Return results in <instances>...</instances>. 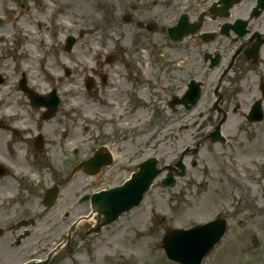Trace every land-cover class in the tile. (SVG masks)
I'll use <instances>...</instances> for the list:
<instances>
[{
    "label": "flooded vegetation",
    "instance_id": "obj_1",
    "mask_svg": "<svg viewBox=\"0 0 264 264\" xmlns=\"http://www.w3.org/2000/svg\"><path fill=\"white\" fill-rule=\"evenodd\" d=\"M111 4L132 30L126 36L135 54L126 61L146 49L153 72L129 61L126 68L136 71L121 73L125 82L104 97L102 105L115 109L120 103L116 127H146L106 136L104 129L111 125H98L106 141L127 134L124 140L136 143L124 151L97 143L89 154L87 128L80 126L83 140L73 142L76 133L63 128L61 121L54 122L62 103L53 115L52 110L34 107L0 65L4 81L0 88L8 89H0V264L98 262L93 243L99 235H88L98 218L87 219L92 197L119 186L151 158L157 159L159 169L172 170L157 179L162 187L169 175L178 182L188 176V169H197L196 157L206 147L217 171L229 165L236 174L245 172L232 144L241 143L252 129L260 134L264 127V0H111ZM95 75L102 80L97 70ZM109 79L106 76L103 86ZM128 85L131 89H125ZM145 94L149 98L142 101ZM124 98L127 105L122 106ZM140 106L151 110L150 125L122 124L136 116ZM188 131L195 145L187 146L178 159L168 157L172 160L167 163L166 141L178 140ZM250 143L242 142L244 149ZM94 156L96 165L87 168ZM180 162L185 167L177 169Z\"/></svg>",
    "mask_w": 264,
    "mask_h": 264
},
{
    "label": "rangeland",
    "instance_id": "obj_2",
    "mask_svg": "<svg viewBox=\"0 0 264 264\" xmlns=\"http://www.w3.org/2000/svg\"><path fill=\"white\" fill-rule=\"evenodd\" d=\"M53 2H59L62 8L54 7ZM114 6L111 0H0V16L8 18L0 23V49L6 50V56L0 60V65L10 72L11 65L14 64L11 59L18 61L15 63L19 65L16 54L18 51L26 53L27 44L45 59L48 56L49 73L57 74L58 78L54 80L47 76L45 68L42 69V61L38 59L36 63L30 64L34 67H31V75L35 77L33 84L37 85L40 94L56 88L62 104L54 122L61 121L63 128L69 127L72 134L76 133L73 142H82L80 126H85L87 150H91L97 143H110L124 151L128 144L131 146L136 143L131 139L125 141L127 134L106 141L101 136V130L96 128L98 125L88 124L81 116H92L96 121L102 116H120V103H117L115 109L106 108L102 105V100L115 94L113 91L125 82L121 73L136 71L132 66L130 71L126 68L129 61L135 62L132 65L140 69L153 72L147 60L146 49L126 61V57L131 56L132 52L135 54V49L126 36L132 30L124 24L120 11ZM41 17L45 21L39 25ZM32 24L37 32L48 29V45L39 44L41 36L36 44L30 38L28 40L20 36L17 47H12L8 41L3 42L8 34L15 39V31L21 28L30 34ZM70 36L76 38V43L72 52L67 53L66 39ZM36 55L35 51V57ZM108 59H111L110 63L107 62ZM96 70L100 76L109 75L111 85L114 84L116 88L104 87L100 78L95 75ZM87 78H93L98 83L89 95L84 92ZM125 89L131 88L128 85ZM148 98L149 95L145 94L142 101ZM123 105H127L125 98ZM76 106L81 112H72L71 109L78 110ZM139 110L141 111L130 121H127L130 118L127 117L122 124L150 125L151 110L147 111L144 106H140ZM122 115L128 116L124 113ZM104 131L107 134L116 130L107 126ZM259 131L260 134L252 129L242 138V142L251 141L246 149L244 145L247 143L238 141L232 144L237 153L235 155L242 159L240 163L245 170L242 174H236L228 166L220 168L221 172L217 171L206 147L196 157L200 162L198 168L188 169V176L178 180L177 187L164 189L160 182H156L141 207L124 215L119 222L105 228L97 237L93 247H97L100 260L95 264H175L165 256V235L174 229H188L205 223L216 215L228 219V231L203 264H264V127ZM189 132L191 133L185 132L178 140L165 144L167 158H178L187 146L195 145ZM253 135L256 137L250 139ZM218 147L215 148L217 151L221 149ZM243 151L244 154L240 156L239 153ZM168 160L172 159L168 158L167 163L170 162ZM254 161L258 164L254 165ZM119 254L123 255L125 261L119 260Z\"/></svg>",
    "mask_w": 264,
    "mask_h": 264
},
{
    "label": "water",
    "instance_id": "obj_3",
    "mask_svg": "<svg viewBox=\"0 0 264 264\" xmlns=\"http://www.w3.org/2000/svg\"><path fill=\"white\" fill-rule=\"evenodd\" d=\"M68 43L70 50L73 40ZM158 174L155 162L151 161L142 166L140 172L122 188L105 193L100 203L95 202V212L98 215L95 232H100L103 227L113 224L123 214L139 206ZM225 232L223 221L187 232L173 231L167 235L164 249L172 261L180 264H201L221 241Z\"/></svg>",
    "mask_w": 264,
    "mask_h": 264
},
{
    "label": "bare ground",
    "instance_id": "obj_4",
    "mask_svg": "<svg viewBox=\"0 0 264 264\" xmlns=\"http://www.w3.org/2000/svg\"><path fill=\"white\" fill-rule=\"evenodd\" d=\"M44 19H45V18L41 17V19L39 20V23H40V22H44V21H45ZM0 22L3 23V18H2V16H0ZM25 22H26V21H25ZM47 34H48L47 30L40 31V32H36V31L34 30V28H32V33L28 34V32L25 31L23 34H20L19 36H20V38H21V37H23V38H28V40H29V38H30L31 41H32L33 44H34V43L39 39L40 35H43L44 38L47 40ZM19 40H20V39H19ZM25 51H26V53H25V52H20V53L18 54V57L23 58V61H22V68H23V70H26V69L30 66L31 62H35V61H36V57H35V49H31V48L29 47V44H27V45L25 46ZM26 55H27V57H26ZM52 75H53L54 78H58V75H57V74L53 73Z\"/></svg>",
    "mask_w": 264,
    "mask_h": 264
}]
</instances>
